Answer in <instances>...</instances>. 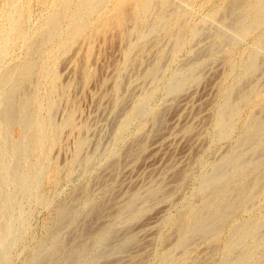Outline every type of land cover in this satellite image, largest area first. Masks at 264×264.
<instances>
[{
  "label": "rangeland",
  "instance_id": "obj_1",
  "mask_svg": "<svg viewBox=\"0 0 264 264\" xmlns=\"http://www.w3.org/2000/svg\"><path fill=\"white\" fill-rule=\"evenodd\" d=\"M120 10L126 41L113 26ZM263 21L264 0H0V115L10 95H24L28 113L52 128L38 152L16 142L29 140L22 122L0 132V264L261 262L264 186L218 235L186 231L185 246L177 231L224 154L240 149L243 160L223 170L231 188L262 165L264 128L245 139L250 121L264 120ZM133 192L145 197L138 212L111 217ZM250 220L259 231L235 245L232 230Z\"/></svg>",
  "mask_w": 264,
  "mask_h": 264
},
{
  "label": "bare ground",
  "instance_id": "obj_2",
  "mask_svg": "<svg viewBox=\"0 0 264 264\" xmlns=\"http://www.w3.org/2000/svg\"><path fill=\"white\" fill-rule=\"evenodd\" d=\"M68 3V2H67ZM65 4V3H64ZM143 4V3H142ZM150 5V4H149ZM162 5V4H161ZM163 6V5H162ZM145 7V6H144ZM144 7L142 9H144ZM148 7V6H146ZM145 7V8H146ZM159 8V7H158ZM116 10V9H115ZM146 10V9H145ZM160 10V9H159ZM66 11V10H65ZM57 12V11H56ZM135 13V12H133ZM16 14V13H15ZM3 15V14H2ZM77 15V14H76ZM126 15L124 13L123 10H120V12L117 13L115 19H114V23H113V26H115L118 31L120 32L119 34H121V39H123V41H126V37H127V34L124 32L125 29H122V24H123V19L125 18ZM137 16V15H136ZM139 16V15H138ZM135 15L133 16V19H134ZM242 17V16H241ZM138 18V17H137ZM55 19V18H54ZM135 21V20H134ZM264 22V21H263ZM109 27V26H108ZM19 28V27H18ZM75 29V28H74ZM135 32V31H134ZM16 33V32H15ZM48 33V32H47ZM46 33V35H47ZM53 33V32H52ZM126 34V36H123V34ZM1 34V32H0ZM20 35V34H19ZM58 35V34H57ZM135 35V34H134ZM6 36V35H5ZM40 37V36H39ZM47 37V36H46ZM50 37V36H49ZM58 37V36H57ZM140 37V36H139ZM41 38V37H40ZM12 39H13V36H12ZM15 39V38H14ZM51 39V38H50ZM6 41V40H5ZM128 47L130 48V46L127 45V49ZM213 47V46H212ZM260 47V46H259ZM1 49V47H0ZM126 49V51H127ZM180 49V48H179ZM129 50V49H128ZM29 52V51H28ZM30 54V53H29ZM254 62V61H253ZM252 62V63H253ZM164 63V62H163ZM46 65V64H45ZM28 66V65H27ZM23 67L21 69H19L18 72L20 73H25L26 70H28V67ZM161 66V65H160ZM164 66V65H163ZM21 67V66H20ZM40 67V66H39ZM156 68V67H155ZM196 68V67H195ZM162 69V68H161ZM49 71V70H48ZM155 71V70H154ZM248 71V69L246 70ZM239 72V71H238ZM4 75V74H3ZM14 75V74H13ZM28 74H26L27 76ZM55 75V74H54ZM243 75V74H242ZM18 77H21L20 75H17ZM86 76V75H85ZM91 76V75H90ZM89 76V77H90ZM54 77V76H53ZM15 78V77H14ZM152 78V77H151ZM90 79V78H89ZM253 79V78H252ZM10 80H12L10 77H6L5 80H3V82L5 84H7L8 82H11ZM16 80V79H15ZM3 83V84H4ZM12 83V82H11ZM26 83V82H25ZM1 84V82H0ZM37 85V84H36ZM38 86V85H37ZM71 86V85H70ZM254 86V85H252ZM5 87V86H4ZM12 87V86H11ZM14 87V85H13ZM36 87V86H35ZM58 87V86H57ZM3 88V87H2ZM247 88V87H246ZM4 89V88H3ZM11 90V88H10ZM15 90V89H14ZM20 90V89H19ZM152 90V89H151ZM155 90V89H154ZM171 90V89H170ZM2 91V90H0ZM5 91V90H4ZM27 91V90H26ZM60 91V90H59ZM62 91V90H61ZM244 91V90H243ZM6 92V91H5ZM9 92V90L7 91ZM246 92V90H245ZM12 93V92H10ZM30 93V92H28ZM39 93V92H38ZM242 93V92H241ZM244 93V92H243ZM252 93V92H251ZM254 93V91H253ZM13 94V93H12ZM65 94V93H64ZM15 95V94H14ZM22 95V94H21ZM20 95V96H21ZM149 95V94H148ZM11 98L9 99V101L7 102V107L5 109V111L3 110V113L0 115V132H3L5 129V127L7 126H10L12 125V123H16L19 121L23 123L24 125V132H28L29 133V140L25 141L24 139V136L23 134L20 133V135L18 136V140L16 142H18L19 144L21 143H24V145L26 146V144H31L30 148L33 152H38V151H41L43 150V142L44 141H48L46 140L47 136H48V129L50 130L51 128V123L48 122V124L46 122H41L39 121L38 119H35L30 113H28V105H31V97H27V96H22L20 99L16 96H12L10 95ZM9 96V97H10ZM19 96V95H18ZM19 96V97H20ZM66 96V95H65ZM240 96V95H239ZM6 97V96H5ZM35 97V96H34ZM64 97V96H63ZM244 95L242 94L240 97H238V99L240 98H243ZM246 97V96H245ZM2 98V97H1ZM8 98V97H7ZM5 98V99H7ZM31 98V99H30ZM62 98V97H61ZM233 98V97H232ZM63 99V98H62ZM70 99V98H69ZM244 99V98H243ZM2 100V99H0ZM2 101H5V100H2ZM33 101V100H32ZM37 101V100H36ZM233 101V100H232ZM235 101V100H234ZM239 101V100H238ZM49 102V101H48ZM67 103V102H66ZM144 103V102H143ZM232 102H230L228 105H226L224 107V109L221 110V115H220V120H219V125L220 127L224 128L225 127V124H229L228 122H226L225 120H229L227 118H230L234 115L235 113V109H234V106L236 105L234 102V104L232 103L233 106H231ZM6 104V103H5ZM39 104V103H38ZM42 103H40V106H41ZM49 104V103H47ZM64 104V103H63ZM238 104V103H237ZM139 105V104H138ZM141 107V106H140ZM58 108V107H57ZM237 109V108H236ZM30 111V110H29ZM32 111V110H31ZM48 111V109H47ZM56 111V110H55ZM1 113V112H0ZM41 113V112H40ZM54 113V112H53ZM264 113V112H263ZM71 115V114H70ZM219 115V114H218ZM260 115V114H259ZM264 115V114H263ZM253 116V115H252ZM257 116V115H256ZM66 117V116H65ZM236 117V116H235ZM43 118V117H42ZM219 118V117H218ZM254 118V117H253ZM69 119V118H68ZM234 119V118H232ZM231 120V119H230ZM229 120V121H230ZM254 121H250L251 124H249L250 126H248V132H247V135H246V139L245 141L247 140H251L253 139L256 135H260V133H262L263 131V128H264V120L262 119V116L258 117L257 118H254L253 119ZM68 122H71V124L73 125V115L70 116V120H66ZM226 122V123H225ZM70 124V123H69ZM70 124V125H71ZM226 124V125H227ZM60 125V124H59ZM55 126V125H54ZM61 126V125H60ZM56 127V126H55ZM59 127V126H58ZM22 128V127H21ZM76 128V127H75ZM52 129V128H51ZM81 129V128H80ZM74 130V128H73ZM189 130V129H188ZM247 131V130H246ZM23 132V130H22ZM17 133V132H16ZM50 134V133H49ZM1 135V133H0ZM3 135V134H2ZM1 135V137H2ZM50 136V135H49ZM263 136V135H262ZM46 137V138H45ZM219 137V136H218ZM242 139V138H241ZM58 140V139H57ZM2 142V141H1ZM54 142V141H53ZM83 142V141H81ZM260 142V141H259ZM258 142V143H259ZM8 143V142H7ZM1 144V143H0ZM246 144V143H245ZM5 145L7 146V144L5 143ZM240 145V144H239ZM251 145V144H250ZM9 146L11 147V149H14L15 146H16V143L14 141H10L9 142ZM22 146V145H21ZM78 146V145H77ZM81 146V145H80ZM83 146V145H82ZM238 146V145H237ZM20 147V146H19ZM241 147H243L241 145ZM4 148V146H3ZM6 148V147H5ZM7 148H9L7 146ZM231 148V147H230ZM19 149V148H18ZM29 149V147H28ZM46 149V148H45ZM236 149V148H235ZM254 149V148H253ZM257 149V148H256ZM255 149V150H256ZM15 150V149H14ZM30 150V151H31ZM240 149H237V151H230L226 154L223 155L222 159H220L219 163H217L216 166H214V170L212 172V174L206 179V183H205V187L203 189V191H205V197L204 199L202 200L201 203H199V205L197 204L196 208L194 210V213L193 215L191 216L192 219L188 220L187 222V227L186 228H180L177 232V238L178 240L185 246H186V242L188 241V237L185 238L184 237V234L186 231H189L191 232V234L194 236V237H197V238H201V239H204V238H207L208 236H211V235H215L217 233H219V229L221 226H223V222L225 219L228 218V216H231V214L233 212H235V210L237 211V209H240L242 207H245V206H249L250 203H252L256 197V193L264 186V147L261 146V149L260 150H256L255 154V158H257L261 163L262 165L260 166V169L252 176V177H249L248 174L247 176L249 177V180L251 178V180L247 182V184L245 185H242L240 184V186L238 187H234V188H231L229 187V184L226 183V182H221L222 181V178L221 176L223 175V170L225 167H228V166H233V167H236V169L242 165V156H241V153L239 151ZM17 151H21L22 150H17ZM26 151V150H25ZM24 151V152H25ZM242 151V150H241ZM251 151V150H250ZM3 152V150H2ZM13 152V150H12ZM252 152V151H251ZM32 153V152H30ZM29 153V154H30ZM41 153V152H40ZM254 153V152H253ZM9 155V153L6 152V155ZM254 154V155H255ZM2 155V154H1ZM14 155V154H13ZM17 155H20V152L19 154ZM36 155V154H35ZM38 155V154H37ZM253 155V154H252ZM23 158V157H22ZM46 158V157H45ZM1 159V158H0ZM38 160V159H37ZM249 160V158H248ZM253 160V159H252ZM255 160V159H254ZM28 161V160H27ZM2 162V161H1ZM2 163H5V162H2ZM1 163V164H2ZM258 163V162H257ZM215 165V164H213ZM246 165V163H245ZM249 166V165H248ZM6 167V166H5ZM5 167H3V169H5ZM242 167V166H241ZM230 168V167H229ZM2 169V170H3ZM54 169V168H53ZM7 169H5L6 171ZM9 170V169H8ZM12 170V169H11ZM248 170V168H247ZM10 171V170H9ZM225 171V170H224ZM244 171V170H243ZM249 171V170H248ZM254 171V169H253ZM256 171V169H255ZM7 172V171H6ZM5 172V173H6ZM249 173V172H248ZM246 174V173H245ZM9 175V174H8ZM236 175V174H235ZM242 175V174H240ZM250 175V174H249ZM11 176V174H10ZM208 176V175H207ZM228 176V175H227ZM239 176V175H238ZM246 176V175H245ZM246 176V177H247ZM243 177V176H242ZM9 179V178H8ZM7 179V181H8ZM15 179V178H14ZM35 179V178H34ZM37 180V179H36ZM3 181V180H1ZM11 182V181H10ZM9 182V183H10ZM2 183V182H0ZM36 183V182H35ZM233 183V182H232ZM236 183V182H235ZM245 183V182H244ZM8 184V183H7ZM239 185V184H238ZM237 186V185H236ZM2 188V187H1ZM155 189H150L148 191V194L147 195H151V194H156ZM139 193V192H138ZM162 193V192H161ZM0 194H2L0 192ZM133 195L128 199L126 200L125 203H123L122 206H119V208L117 210H115L116 212L111 215V217L115 216V217H120L122 213H125V212H128V213H135L136 211L138 212L137 210V206L139 205L138 203L140 201H142V196L141 194H137L135 192L132 193ZM227 194H230V197L229 198H226V195ZM131 195V194H130ZM158 196V195H157ZM129 197V196H128ZM151 197V196H150ZM259 197V196H258ZM145 198V197H144ZM143 198V199H144ZM78 200V199H77ZM145 200V199H144ZM148 200V199H147ZM258 201V200H257ZM2 202V201H1ZM4 202V201H3ZM65 202V201H64ZM106 202V201H105ZM118 202V201H117ZM91 203V202H90ZM111 203V202H110ZM102 204V203H101ZM255 204V202H254ZM76 205V204H75ZM97 205V204H96ZM141 205V204H140ZM139 205V206H140ZM259 205V204H258ZM107 206V205H106ZM111 206V205H110ZM138 206V207H139ZM100 207V206H99ZM12 208V207H11ZM110 208V207H109ZM141 208V207H140ZM251 208V207H250ZM13 209V208H12ZM66 209V208H65ZM103 209V208H102ZM106 209V208H105ZM139 209V208H138ZM58 210V209H57ZM109 210H114V209H109ZM18 211V210H17ZM94 211V210H93ZM99 211V210H98ZM141 211V210H140ZM58 212V211H56ZM61 212V211H60ZM97 212V211H96ZM107 212V211H106ZM111 212V211H109ZM136 212V213H137ZM193 212V211H192ZM6 213V212H5ZM8 213V212H7ZM70 214V213H69ZM110 214V213H109ZM58 215V213H57ZM135 215V214H134ZM12 216V215H11ZM21 216V215H20ZM19 216V217H20ZM105 216V215H104ZM136 216V215H135ZM71 217V216H70ZM110 217V216H109ZM132 217V215H131ZM232 217V216H231ZM97 218V217H96ZM252 219V218H251ZM92 220V219H91ZM94 220V219H93ZM108 220V219H107ZM117 220H120V219H117ZM170 221L172 219H169ZM63 221V220H62ZM90 222V221H89ZM92 222V221H91ZM91 222L89 224H91ZM107 222V221H106ZM172 222V221H171ZM175 222V221H174ZM177 222V221H176ZM175 222V223H176ZM69 223V222H68ZM184 223V222H183ZM262 223V222H261ZM74 224V223H73ZM78 224V223H77ZM223 224V225H222ZM75 225V224H74ZM177 225V224H176ZM73 226V225H72ZM99 226V225H98ZM110 226V225H109ZM10 227V226H9ZM61 227V226H60ZM106 227V226H105ZM105 227L104 226H101L98 228V233L100 234H103L105 232ZM258 227H259V223H253L250 222L248 224H244V225H241V226H238L236 228H234V237H233V241H234V244L236 245V243H240L242 241H246V238L247 237H250L252 235L250 234H257V231L258 230ZM4 228V227H3ZM2 228V229H3ZM58 228V227H57ZM110 228V227H109ZM179 228V227H178ZM7 229V228H5ZM65 229V228H64ZM93 229V228H92ZM95 229V228H94ZM93 229V230H94ZM10 230V229H9ZM63 230V229H62ZM86 230V229H85ZM6 231V230H5ZM90 232V231H88ZM95 232V231H94ZM93 232V233H94ZM96 232V233H97ZM107 232V231H106ZM115 232V231H114ZM188 232V233H189ZM6 233V232H5ZM4 233V234H5ZM92 233V234H93ZM91 234V235H92ZM1 235V234H0ZM3 235V234H2ZM80 235V234H79ZM85 235V234H83ZM89 235V233H88ZM218 235V234H217ZM249 235V236H248ZM192 236V237H193ZM261 236V235H260ZM79 237V236H78ZM218 237V236H217ZM2 238V236H1ZM0 238V239H1ZM11 238V237H10ZM77 238V237H76ZM75 238V239H76ZM132 237L130 236H127L124 241L126 242L127 240L131 239ZM191 238V237H190ZM215 239V237H213ZM52 239V238H51ZM90 239V238H89ZM98 239V238H97ZM93 240V239H92ZM107 240V239H106ZM190 240V239H189ZM194 240V239H193ZM252 240V239H251ZM201 241V240H200ZM262 241V240H261ZM85 242V241H84ZM179 244V242H177ZM195 243V242H194ZM232 243V242H231ZM71 244V243H70ZM77 244V243H75ZM181 244V245H182ZM81 245V244H80ZM87 245V244H86ZM182 245V246H183ZM232 245V244H231ZM238 245V244H237ZM255 245V244H254ZM73 246V245H72ZM71 246V247H72ZM75 246V245H74ZM192 246V245H191ZM240 246V244L238 245ZM77 247H81V246H78ZM89 247V246H88ZM189 247V246H188ZM231 247V246H230ZM70 248V246H69ZM68 248V249H69ZM74 250L76 247H73ZM182 248V247H181ZM232 248H233V245H232ZM66 249V248H64ZM87 248H85V246H82V249L80 252H83V250H85ZM231 249V248H230ZM234 249V248H233ZM38 250V249H37ZM191 250V249H190ZM232 250V249H231ZM76 251V250H75ZM74 251V253H75ZM173 251V250H172ZM244 251V250H243ZM72 253V252H71ZM79 253V252H78ZM173 253V252H172ZM211 253V252H210ZM76 254V253H75ZM88 254V253H87ZM184 254V253H183ZM196 254V253H195ZM194 254V255H195ZM232 254V253H231ZM169 255V254H168ZM186 255V254H185ZM184 255V256H185ZM234 255V254H232ZM32 256V255H31ZM63 256V255H62ZM71 256V255H70ZM173 256V254H172ZM40 256H38L39 258ZM169 257V256H168ZM166 257V258H168ZM171 257V256H170ZM169 257V258H170ZM65 258H66V255H65ZM35 259V258H34ZM51 259V258H50ZM56 259V258H55ZM54 259V260H55ZM176 259V258H175ZM185 259V258H184ZM226 259V257H225ZM251 259V258H249ZM248 260V259H247ZM57 261V260H56ZM63 261V260H62ZM170 261V260H168ZM182 261V260H181ZM243 261V260H242ZM241 261V262H242ZM172 262V261H171ZM204 262V261H203ZM246 261H244V264H245ZM259 262V261H258ZM68 263V262H67ZM148 263V262H147ZM260 264H264V259L259 262ZM258 263V264H259ZM170 264H173V263H170ZM174 264H180L179 260H176L174 262ZM257 264V263H256Z\"/></svg>",
  "mask_w": 264,
  "mask_h": 264
}]
</instances>
